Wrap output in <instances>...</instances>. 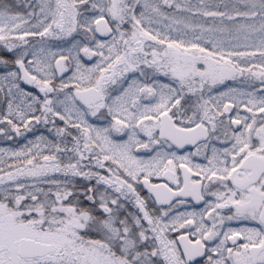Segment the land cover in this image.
Segmentation results:
<instances>
[{
    "label": "snow or ice",
    "instance_id": "6c2138e0",
    "mask_svg": "<svg viewBox=\"0 0 264 264\" xmlns=\"http://www.w3.org/2000/svg\"><path fill=\"white\" fill-rule=\"evenodd\" d=\"M221 2L0 0V137H52L0 175V264H264V0Z\"/></svg>",
    "mask_w": 264,
    "mask_h": 264
},
{
    "label": "trees",
    "instance_id": "16d2710c",
    "mask_svg": "<svg viewBox=\"0 0 264 264\" xmlns=\"http://www.w3.org/2000/svg\"><path fill=\"white\" fill-rule=\"evenodd\" d=\"M191 1H192L193 5L199 4V0H191ZM205 2L211 3V0H210V2L208 0H205ZM212 6H213V4H212ZM165 10L170 12V13L174 12V9H165ZM187 16L188 17L190 16V18H191V20H193L194 24H201L202 23L201 22L202 19L200 18L199 14L194 15L193 13H189ZM198 21H199V23H198ZM208 24H213V21H212V23H208ZM153 27L156 28L154 25H153ZM172 35H175V33L173 32ZM35 39L39 40L38 38H35ZM3 107H4L3 105H0V111H2ZM0 127H3V125H0ZM38 128L40 129L39 132H37L35 134L29 133V134L25 135V137H21V138H15V139L9 140V139H5L4 137H0V149L5 150L4 152L0 153V168L4 169V172H0V175H3L5 172H7L9 170H14V169H10L9 165H19L21 167L24 166L23 158L22 157H20V158L14 157L11 155V153L12 152H18L22 148H24L25 145L28 144V140H35L36 135H40V134L48 136L50 139H52L51 135L44 130L43 126H38ZM33 150L34 151L42 150L44 154H49V150L44 146H42L41 149L33 148ZM5 154H7V156ZM41 162H43V161H41ZM50 175H54L55 177L58 178L57 173L50 174ZM25 179L27 180L28 183H32V178H25ZM38 186L45 189V191H47L49 188L55 190V187H56L55 185H50L48 183H39Z\"/></svg>",
    "mask_w": 264,
    "mask_h": 264
},
{
    "label": "flooded vegetation",
    "instance_id": "af4514ba",
    "mask_svg": "<svg viewBox=\"0 0 264 264\" xmlns=\"http://www.w3.org/2000/svg\"><path fill=\"white\" fill-rule=\"evenodd\" d=\"M8 2H10V0H8ZM11 2H12V0H11ZM20 11H24L23 9H20ZM53 43H59V42H53ZM67 75H70V73L69 74H66V76ZM160 80L162 81V82H167V79L166 78H160ZM58 82V81H57ZM228 82V81H227ZM223 90H227V89H223ZM97 126H100L99 125V122H98V125ZM235 127V126H234ZM27 134H29V133H26V135ZM15 135V134H14ZM16 138H21V137H16ZM146 139V138H145ZM213 143H216L215 141L213 142ZM217 146H219V145H217ZM141 155H143L144 156V158H148V153L147 152H145L144 150H141V153H140ZM6 156H7V154H5ZM195 162H197V163H206V161H202V159L201 158H199V157H197V158H195ZM58 174V178L59 179H63V177L61 176V174L60 173H57ZM182 174V173H181ZM151 182L152 183H165L166 181H165V178L164 177H160V178H157V177H152L151 178ZM172 187L173 188H175V185H172ZM142 195H148V193H147V190L146 189H143V191H142ZM178 199H186V200H188V201H190V203H188V204H185V205H180V206H178V208H177V212H191V211H193V210H195V211H200L201 210V208H202V205H197V204H195V202L194 201H191V198L190 197H180V198H178ZM209 199H211V198H209ZM175 202V201H174ZM149 206L150 207H153V205H152V202L151 201H149ZM128 207H129V209L131 210V211H133V212H135L136 211V209L131 205V204H129L128 205ZM155 207H159L158 205H155ZM225 211H227V210H225ZM232 226L233 227H236L237 226V222H232ZM242 226V225H241ZM187 229H180L179 231H169V232H166L165 233V235H166V237L168 238V239H170V240H175L178 244H179V236L181 235V233H183V234H185V235H187ZM190 239H194V237H190Z\"/></svg>",
    "mask_w": 264,
    "mask_h": 264
},
{
    "label": "rangeland",
    "instance_id": "374dc122",
    "mask_svg": "<svg viewBox=\"0 0 264 264\" xmlns=\"http://www.w3.org/2000/svg\"><path fill=\"white\" fill-rule=\"evenodd\" d=\"M210 2V0H208ZM11 2V0H10ZM178 2L180 3H185V0H178ZM191 4L192 1L190 0ZM230 2V0H229ZM206 4H208L207 2H205ZM211 3L213 4V8H215V5H220V8L219 10L223 11L225 10L224 7H223V3L221 2V0H211ZM195 5H198V4H195ZM178 18L184 20L186 23H190V24H193V25H198V24H194L193 23V20H191L190 16L188 17L187 15L189 14V12H175V9H174V12H173ZM187 14V15H186ZM200 18L202 19L201 20V24H204L205 26H212V24H208V23H212V21H216L217 24H219V18H212V17H203V16H200ZM170 21H163L161 24H157V25H154L157 29H163V26L166 25V24H169ZM199 23V21H198ZM225 23H229L228 21H225ZM172 27H178V28H181L183 29V24H180V25H172ZM175 33V32H174ZM176 35V33H175ZM217 35H219V33H217ZM35 38H38L39 37H35ZM35 38H30V39H34L36 40ZM160 78H165L163 76H161ZM167 79V78H166ZM240 79L242 78H238L237 81H226V84L232 86V87H235L237 89H240V90H244L245 89V85L241 84L240 83ZM222 90L225 89L223 85L219 86ZM24 167V166H23Z\"/></svg>",
    "mask_w": 264,
    "mask_h": 264
},
{
    "label": "water",
    "instance_id": "95a60500",
    "mask_svg": "<svg viewBox=\"0 0 264 264\" xmlns=\"http://www.w3.org/2000/svg\"><path fill=\"white\" fill-rule=\"evenodd\" d=\"M146 189V188H145ZM147 190V189H146Z\"/></svg>",
    "mask_w": 264,
    "mask_h": 264
}]
</instances>
